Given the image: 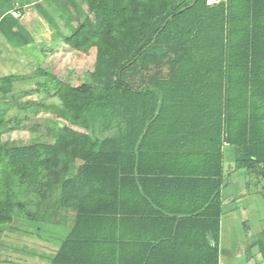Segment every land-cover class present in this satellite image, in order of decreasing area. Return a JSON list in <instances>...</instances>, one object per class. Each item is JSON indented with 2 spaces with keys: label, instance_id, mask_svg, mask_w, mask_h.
<instances>
[{
  "label": "trees",
  "instance_id": "trees-1",
  "mask_svg": "<svg viewBox=\"0 0 264 264\" xmlns=\"http://www.w3.org/2000/svg\"><path fill=\"white\" fill-rule=\"evenodd\" d=\"M85 2L92 19L86 16L71 28L65 42L82 53L95 49L89 83L75 87L41 69L32 76L0 78L2 101L11 97L15 83L31 81L36 91L60 100L63 118L71 125L48 128L49 143L20 146L2 142L1 136L22 130V120L12 123L0 116V226L14 217L40 226L49 217L47 209H71L77 216L61 257H71L92 239L100 255L120 262L126 243L120 232L123 216L137 215L131 206L140 203L134 194L132 201L122 197V190L126 193V183H135L139 174L153 171L143 169V162L182 163L183 170L156 172L212 179L221 175L223 133L235 147L236 167L264 177V92L259 102L241 104L238 115L235 107V116L233 106L226 104L224 122L217 97L222 83L234 78L243 96L251 93L255 76L262 75L259 81L264 82L259 70L264 57L255 58L263 55L264 25L252 19L264 13V0H221L213 6L207 0ZM166 65L172 69L163 79ZM161 130L170 133L152 137ZM196 132L206 139L197 149L187 146ZM167 134L176 136H163ZM196 164L205 168L196 171ZM21 194L35 201H25ZM212 217L207 219L208 236L177 241L176 258L168 264H218L219 217ZM180 249L188 251L185 258ZM97 262L104 263L100 258Z\"/></svg>",
  "mask_w": 264,
  "mask_h": 264
},
{
  "label": "crops",
  "instance_id": "crops-1",
  "mask_svg": "<svg viewBox=\"0 0 264 264\" xmlns=\"http://www.w3.org/2000/svg\"><path fill=\"white\" fill-rule=\"evenodd\" d=\"M220 1L207 0L206 4L213 6ZM76 2L77 0H0V44L3 51L7 52L5 56H9L17 47H25L27 37H40L43 32L45 33L43 37H49L46 32H49L50 27L65 26L70 34L71 28L82 22L77 13L80 9H77ZM67 8L76 12L73 18L77 26L67 21L63 13L58 15V21L51 17L50 13ZM14 10L20 14L19 18L12 17L11 12ZM82 15L90 17L87 13L82 12ZM252 19L254 23L264 25V13L258 12ZM259 34L262 36L261 28ZM260 38L264 41V37ZM223 57H227L225 52ZM258 57H264V51L262 56L259 54L255 58ZM171 69L169 65L164 66L161 69V78L166 79ZM259 70L264 73V67L261 66ZM261 76H255V81H250L248 90H251V93L245 96L235 78L232 83H222L218 89L221 93L217 95L221 99L222 122L225 119L226 104L233 106L235 116V107L238 115V107L245 104V101L249 105L261 100L264 92V82L259 81ZM155 86L164 87L165 84L156 83ZM165 132L170 133L161 130L153 132L152 137L162 139L160 134ZM195 134L197 136L190 135L187 146L197 149L198 143L204 142L202 138L205 137L201 132ZM163 136L173 138L176 135ZM220 150L221 175L217 174L212 179L194 178L200 175H194L193 178H178L175 172H156L159 169L183 170L185 166L182 163L169 162L158 165L143 162V169L153 171L139 174L136 184L126 183L128 186L126 193L124 189L122 190V197H131L132 201L134 194L140 203L131 206L138 210L137 215L123 216L120 232L126 243L121 249L120 262H113L111 256L100 255L99 250L93 248L92 239L84 241L81 249L71 254V257L67 253V256L61 257L60 248L71 233L77 214L67 208L57 211L49 208L46 211L49 217L41 220L40 226L29 223L33 227L31 234L37 245L26 258L25 264H99L98 258L104 261L101 264H168L169 260L176 258L177 241L198 235L201 237L203 233L208 236L207 221L210 219H207L212 215V219L215 215L219 217L218 264H264V177L257 176L246 168L236 167L235 147L225 142L223 133ZM80 166L81 163L79 167L77 165L78 175H81ZM192 168L202 171L205 167L196 164ZM210 212L212 215L209 216ZM65 213L71 214L70 221L66 219ZM87 232L81 233L92 235V231ZM165 237L168 239L163 242ZM172 238L176 242H171ZM180 251L182 257L188 252L183 249ZM164 252L166 254H163ZM77 255L78 258L75 257Z\"/></svg>",
  "mask_w": 264,
  "mask_h": 264
},
{
  "label": "rangeland",
  "instance_id": "rangeland-1",
  "mask_svg": "<svg viewBox=\"0 0 264 264\" xmlns=\"http://www.w3.org/2000/svg\"><path fill=\"white\" fill-rule=\"evenodd\" d=\"M76 7L80 9L77 13L83 22L85 17L82 12L88 14L85 0H77ZM62 13L67 21L77 26L73 18L76 12L70 8L58 9L50 14L54 21H58L57 17ZM90 17L92 19V15ZM68 31L65 26L50 27L49 32H46L49 37H43L44 32L40 37H27L25 47H17L9 56H5L7 52L3 51L0 44V77L32 76L41 69L75 87L89 83L95 66L96 51L90 49L82 53L71 49L65 42V38L70 35ZM0 113V116L12 123L17 119L22 120V130L1 136L2 142L20 146L32 142H51L48 128H54L58 124L71 127L63 118L64 109L60 100L53 94L36 91L31 81L20 80L14 84L11 97L4 101L0 99ZM79 163L76 162L78 167ZM20 197L25 201H35L31 195L21 194ZM47 203L42 208L51 202ZM65 217L68 221L71 220L70 213H65ZM32 229L29 222L16 217L11 223L0 226V264H25L26 258L37 245L31 234Z\"/></svg>",
  "mask_w": 264,
  "mask_h": 264
},
{
  "label": "built area",
  "instance_id": "built-area-1",
  "mask_svg": "<svg viewBox=\"0 0 264 264\" xmlns=\"http://www.w3.org/2000/svg\"><path fill=\"white\" fill-rule=\"evenodd\" d=\"M11 15H12L13 18H19L20 17V14L16 10L12 11Z\"/></svg>",
  "mask_w": 264,
  "mask_h": 264
}]
</instances>
